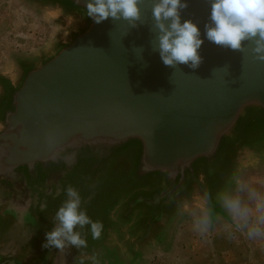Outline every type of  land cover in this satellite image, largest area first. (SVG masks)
I'll use <instances>...</instances> for the list:
<instances>
[{"label": "water", "instance_id": "95a60500", "mask_svg": "<svg viewBox=\"0 0 264 264\" xmlns=\"http://www.w3.org/2000/svg\"><path fill=\"white\" fill-rule=\"evenodd\" d=\"M31 1L78 27L20 63L14 79L0 75V264L74 260L100 243L113 211L150 236L191 195L217 208L237 155L264 149L256 41L240 50L209 41L211 0H186L181 22L197 24L201 62L166 66L152 16L158 0H140L135 26L95 23L89 0ZM69 186L101 235L77 226L92 245L44 247Z\"/></svg>", "mask_w": 264, "mask_h": 264}, {"label": "rangeland", "instance_id": "374dc122", "mask_svg": "<svg viewBox=\"0 0 264 264\" xmlns=\"http://www.w3.org/2000/svg\"><path fill=\"white\" fill-rule=\"evenodd\" d=\"M77 27L31 0H0V75L14 79L20 63L47 54ZM251 190L264 193V149L237 155L215 200L217 212L191 195L157 233L145 236L133 221L122 222L113 211L95 248L53 264H264V241L247 239L241 221L225 205L226 198H238L251 206ZM31 259L26 264H43Z\"/></svg>", "mask_w": 264, "mask_h": 264}, {"label": "clouds", "instance_id": "9594fccd", "mask_svg": "<svg viewBox=\"0 0 264 264\" xmlns=\"http://www.w3.org/2000/svg\"><path fill=\"white\" fill-rule=\"evenodd\" d=\"M140 0H89L87 16L95 23L108 18L140 20ZM187 7L186 0H158L152 6L155 27L159 30L158 47L164 65L190 64L196 68L201 62L198 49L201 47L200 30L190 20L181 22L180 10ZM209 23L205 25L206 38L216 45L240 50L242 42L255 40V52L264 61V0H211ZM168 22V23H165ZM68 199L58 208V226L48 232L44 247L62 249L66 244L75 247L86 246V241L74 229L90 226L93 239L101 235L103 225L93 221L81 208V196L69 186ZM251 206L240 199L226 198L225 205L241 221L243 235L252 241H264V193L251 190Z\"/></svg>", "mask_w": 264, "mask_h": 264}]
</instances>
